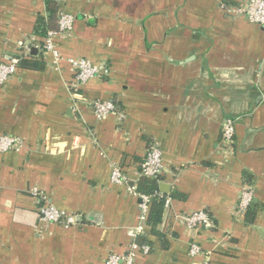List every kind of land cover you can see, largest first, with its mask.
Listing matches in <instances>:
<instances>
[{
    "label": "crops",
    "instance_id": "crops-1",
    "mask_svg": "<svg viewBox=\"0 0 264 264\" xmlns=\"http://www.w3.org/2000/svg\"><path fill=\"white\" fill-rule=\"evenodd\" d=\"M55 1L76 18L61 54L109 74L75 89L69 64L56 68L34 46L46 0H0V63L21 43L44 63L19 67L0 87V136L25 142L0 153V264H104L126 253L140 200L111 181L112 166L139 180L150 145L162 150L160 189L172 203L160 235L143 232L152 247L135 264H264V25L221 6L246 0ZM98 99L116 112L98 119L88 106ZM227 118L236 146L223 156ZM246 185L261 205L251 223L236 211ZM33 188L77 223L42 221ZM198 210L213 228L185 226L183 215Z\"/></svg>",
    "mask_w": 264,
    "mask_h": 264
},
{
    "label": "built area",
    "instance_id": "built-area-1",
    "mask_svg": "<svg viewBox=\"0 0 264 264\" xmlns=\"http://www.w3.org/2000/svg\"><path fill=\"white\" fill-rule=\"evenodd\" d=\"M58 9V27L48 31L43 42L35 43L34 46L40 48L44 54L51 56V64L56 68L61 67L63 61L67 62L74 72V82L72 86L76 89L86 83L93 77H102L109 74V69L103 65L92 63L86 58H64L59 50L58 40L69 37L75 25V16L60 1ZM224 13L227 16L245 17L249 22L264 25V0H246L244 4H221ZM18 54L10 59L0 63V87H2L17 71L20 61L29 56L30 46L21 43ZM88 106L93 110L98 119L106 117L108 114L116 112V105L108 100H94L88 102ZM24 140L16 135L0 136V153L8 151H20L24 148ZM221 153L223 156L233 154L236 146V127L232 119L227 118L221 128ZM141 171L139 177L161 178L164 173V163L162 150L157 145H150L146 151L145 157L140 165ZM111 181L115 184H123L127 191L136 196L139 200V223L135 227L128 229V234L132 238L128 251L123 254L111 253L108 255L104 264H135L138 254L148 255L151 246L140 244L137 238L147 228V219L150 204L154 196L165 199L164 214L171 210L172 197L163 192L155 194L142 193L137 188V181L132 179L124 170L114 164L112 166ZM31 193L38 198V213L42 221L46 223H56L63 226H73L77 223L76 216L58 209L54 206L45 192L33 188ZM255 199L254 191L251 186H244L240 193V199L236 207L238 213H245L252 205ZM185 226L192 232L201 228H213L215 223L212 216L206 210L188 212L183 215ZM202 251L201 246L196 242L190 244L189 252L191 256H196Z\"/></svg>",
    "mask_w": 264,
    "mask_h": 264
},
{
    "label": "trees",
    "instance_id": "trees-1",
    "mask_svg": "<svg viewBox=\"0 0 264 264\" xmlns=\"http://www.w3.org/2000/svg\"><path fill=\"white\" fill-rule=\"evenodd\" d=\"M47 3V11L48 15L43 17H38L35 27L34 33L38 37H40V41L43 42L46 37L48 31L54 30L58 27V9L59 4L55 0H46ZM19 67L25 69H42L44 67V63L42 60H35L31 57H26L25 59L20 61ZM18 67V68H19ZM137 188L142 193L146 194H155L156 192H162L160 189V178H148L142 177L137 181ZM261 208L259 203L253 201L252 205L248 208L245 214V221L247 223H251L254 221L257 211ZM165 209V199L159 196H154L152 198L147 226L150 227L151 234L160 235V232L157 230L158 225L162 222V218L164 215ZM137 242L140 244H148L152 247L151 242L145 234H140L137 238Z\"/></svg>",
    "mask_w": 264,
    "mask_h": 264
}]
</instances>
